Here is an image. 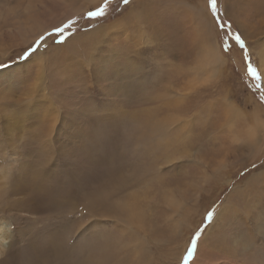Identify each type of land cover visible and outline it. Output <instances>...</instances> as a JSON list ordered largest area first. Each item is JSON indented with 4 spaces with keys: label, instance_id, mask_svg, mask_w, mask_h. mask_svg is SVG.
Wrapping results in <instances>:
<instances>
[{
    "label": "rangeland",
    "instance_id": "1",
    "mask_svg": "<svg viewBox=\"0 0 264 264\" xmlns=\"http://www.w3.org/2000/svg\"><path fill=\"white\" fill-rule=\"evenodd\" d=\"M101 4L0 0V264H58L69 240L80 264H183L201 225L197 264H244L264 250V80L224 33L264 77V0H217L215 17L207 0H109L89 19ZM177 159L190 163L165 171ZM226 206L224 225L204 220Z\"/></svg>",
    "mask_w": 264,
    "mask_h": 264
},
{
    "label": "snow or ice",
    "instance_id": "2",
    "mask_svg": "<svg viewBox=\"0 0 264 264\" xmlns=\"http://www.w3.org/2000/svg\"><path fill=\"white\" fill-rule=\"evenodd\" d=\"M122 2L127 5L129 4V0H122ZM109 0H103V4L97 5L94 7V9H90L87 11V17L89 19L102 17L105 14V10L108 6ZM208 6L212 10L213 17H215V14L217 12V0H207ZM214 26L223 28V25L219 21L214 20ZM231 25H229V28ZM55 33L61 34V39H63V32L64 29L55 26L54 28ZM225 36L228 37V39L234 41L236 45H239V48L242 52V59L245 63L246 70L249 74V76L256 81L254 87L257 90L261 89V81L264 80V77L258 72V70L252 65L250 62L248 49L245 44V41L241 38V35L236 32H226L224 33ZM228 39H224L221 37V46L223 47L224 52L231 51L230 47L228 46ZM44 41V36L41 35L39 40L35 41V44H40ZM37 51L36 48H34L32 45H29L27 49H22L19 53H17V58L20 60L28 61L30 60L35 52ZM8 65L4 62H0V68H7ZM261 102H264V94H261L259 97ZM190 162L184 159H177L175 161H170L167 168H165V171L168 170H177L181 169L185 166H187ZM223 203V202H222ZM230 211L229 207H224L222 212L219 215H216L213 211H208L204 217V220L209 222L212 225H224L227 222L228 219V213ZM215 216V219H214ZM205 234V227L203 225L198 226L196 230H194V234H192L189 237V242L187 244L185 254L183 256V264H189V261L193 260L194 254L198 252L199 250V241L201 240L202 236ZM67 259L61 260L58 262V264H80L79 260H74L73 257L75 255L74 249L72 247L71 240H69V247L66 250L65 253ZM20 264H41V261L39 258L34 256H29L26 259H22L20 261ZM244 264H264V250H261L259 253H256L255 251L250 249V255L249 257L244 261Z\"/></svg>",
    "mask_w": 264,
    "mask_h": 264
},
{
    "label": "bare ground",
    "instance_id": "3",
    "mask_svg": "<svg viewBox=\"0 0 264 264\" xmlns=\"http://www.w3.org/2000/svg\"><path fill=\"white\" fill-rule=\"evenodd\" d=\"M58 5L62 8V7H64V10H68V6H66V4H65V1H63V2H60L59 1V3H58ZM203 6V5H202ZM201 5H196V6H194L193 7V9H192V14H194L195 15V17H196V20H197V23L196 24H198L199 25V29H200V33H202V31H204L205 33H203V35H201L203 38H202V40H204V39H206L207 37H206V35H210V33L212 32V28L210 27V25L212 24V22H211V20H209V21H207V22H203L204 21V17H203V15H205L204 13H205V9H204V7L205 6H203L202 7ZM192 8V7H191ZM232 10H234L235 8H231ZM236 10V9H235ZM65 11V12H66ZM71 12V11H70ZM64 13V12H63ZM66 14H67V12H66ZM66 14H65V16H66ZM69 14L70 15H72L71 13H69L68 12V15L67 16H69ZM194 17V18H195ZM61 18H65V17H61ZM207 18V17H206ZM255 18V17H254ZM208 19V18H207ZM206 19V20H207ZM257 21V20H256ZM257 23V22H256ZM260 25L263 27V25H262V22H260ZM198 27V26H197ZM263 29V28H262ZM42 30H46V28H44V29H42ZM200 36V37H201ZM213 38V37H212ZM200 39V38H199ZM204 47H205V50H206V53H205V60H212V59H215V60H221L223 57H222V54H220V52H219V49H218V44L216 43V41L214 40V39H212L211 41H209V39H207V44L206 45H204ZM261 51H262V49H261ZM41 52V51H40ZM46 54H48V53H46ZM257 55V54H256ZM261 57V56H260ZM46 59V58H45ZM203 59V58H202ZM41 62H42V60H40ZM40 61H38L39 63H40ZM43 62H45V61H43ZM43 62H42V64H43ZM44 65V64H43ZM261 67H263L264 66V64H263V62H261ZM40 69V68H39ZM41 71V70H40ZM41 73V72H40ZM263 73V75H264V72H262ZM230 113L232 114V111H230ZM234 113V112H233ZM229 115V114H228ZM233 115V114H232ZM231 115V116H232ZM252 119H254L253 121H252V123H250L249 124V129H248V132L251 130L252 132H254V128H255V126H254V124L253 123H255L256 122V120H255V118H254V116H252ZM256 125V124H255ZM257 130V129H256ZM249 145H250V148L252 147V140H249ZM259 147V146H258ZM255 148H256V146H255ZM252 150H254V149H252ZM251 150V151H252ZM258 151V150H257ZM259 152V151H258ZM258 152H256L257 154H258ZM129 217V216H128ZM123 218V217H122ZM129 220V219H128ZM126 231V230H125ZM250 233H248L247 232V234L246 235H242L243 237H238V239H241L240 241H245V242H248V243H250V241H251V236L249 235ZM5 237V232H4V230H3V227L2 226H0V240L1 239H3ZM237 240V239H236ZM236 240L234 239V241H233V244H235L236 246L238 245V243H236ZM239 244H240V242H239ZM242 247V246H241ZM243 247H246V248H250L247 244H245V245H243ZM229 248L230 247H228V246H225L224 247V249H225V252H227L228 251V253H229ZM231 249H233V248H231ZM234 250V249H233ZM244 252V251H243ZM231 253V252H230ZM228 255H230V254H228ZM248 256V255H247ZM209 258H211V257H209V256H207V255H205L204 257L202 256V262H204L205 260H208V261H205V263L204 264H209L210 263V259ZM198 260H199V257H198ZM192 264H197V258L196 259H193L192 260V262H191Z\"/></svg>",
    "mask_w": 264,
    "mask_h": 264
},
{
    "label": "trees",
    "instance_id": "4",
    "mask_svg": "<svg viewBox=\"0 0 264 264\" xmlns=\"http://www.w3.org/2000/svg\"><path fill=\"white\" fill-rule=\"evenodd\" d=\"M63 29H64V30H65V29H68V27H66V28H63Z\"/></svg>",
    "mask_w": 264,
    "mask_h": 264
}]
</instances>
